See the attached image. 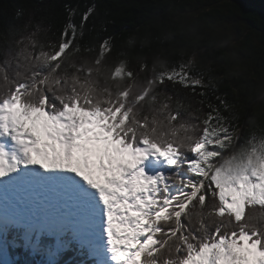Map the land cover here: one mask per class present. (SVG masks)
Wrapping results in <instances>:
<instances>
[{"label":"snow or ice","instance_id":"snow-or-ice-1","mask_svg":"<svg viewBox=\"0 0 264 264\" xmlns=\"http://www.w3.org/2000/svg\"><path fill=\"white\" fill-rule=\"evenodd\" d=\"M154 7L127 40L146 51L124 50L96 3H64L58 21L52 5L18 9L24 23L0 31V257L22 246L59 264L74 240L81 264H264V64L233 87L252 61L222 71L206 49L264 57V20L237 46L199 5ZM176 33L197 47L169 64Z\"/></svg>","mask_w":264,"mask_h":264},{"label":"trees","instance_id":"trees-1","mask_svg":"<svg viewBox=\"0 0 264 264\" xmlns=\"http://www.w3.org/2000/svg\"><path fill=\"white\" fill-rule=\"evenodd\" d=\"M160 0H0V31H6L10 28H13L19 24L24 23L27 19V13H25L24 20H18L17 10L24 8H32L33 16L36 17L41 13L35 11L36 8L41 10L47 9L49 5L53 6L51 15L57 18V21L64 18L62 12V5L64 3H71L74 7L78 6L82 12L86 6H89L93 3L97 5H104L108 9L106 19L112 21L108 24V29L113 36L117 38V41L121 44H124V50L131 52L134 49L139 51L144 49L146 51V45L135 41L132 47H129L127 40L129 36L135 34L138 28L145 27L150 20H153L155 16L162 15V10H157V7ZM191 5H199L198 8H193L194 12L204 11L209 15L213 23L222 22L225 25H228L231 29V34L235 37L233 44L239 46L242 44L244 38L248 34L250 26L254 29H260L259 20H264V4L261 5L253 3V0H187ZM227 4L230 7V11L221 14L219 21L212 16L213 11L217 5ZM129 5H132L129 7ZM136 5H141L137 7ZM34 6V7H33ZM121 9H124V14L117 16V13ZM148 13L145 16V13ZM43 15H48L47 11L43 12ZM48 26H51V21L48 22ZM60 27L59 23L56 25ZM264 34V33H262ZM103 36H101V39ZM175 52L173 55L168 57L169 64L174 61H178L182 57V50L196 48L197 46L194 43H190L184 35L176 33L171 37ZM163 49L165 52L169 51V46L167 43H164ZM209 51L216 52L217 57L220 58V63L225 65V68L222 71H227L233 67L235 61H239L241 65H245L246 62L252 61L251 64H246L245 67L236 69V75L226 76L227 79L233 87H236L238 83L247 84L248 81L243 80V76L247 75L251 79L252 76L258 75L256 69L264 64V57H261L259 49L256 51H244L239 47H228V55H224L225 49L220 47H213L208 49ZM206 54V52H205ZM157 57H162L163 52L155 53ZM153 57L152 53L147 54V59L151 62ZM211 59H216L212 57ZM219 74V73H217ZM239 77V78H238ZM221 91H228L230 89H221ZM20 233H13L10 239H15L17 244H22L20 239ZM58 238L53 239L49 237L45 241V244L48 247H51ZM68 247L58 256L56 259L59 264H81V261L84 259L83 254L77 247V243L74 240H69ZM6 251L9 256V261H14L15 264H47L49 259L43 253L33 252L31 249L18 246L13 248H7ZM1 260V259H0Z\"/></svg>","mask_w":264,"mask_h":264},{"label":"rangeland","instance_id":"rangeland-1","mask_svg":"<svg viewBox=\"0 0 264 264\" xmlns=\"http://www.w3.org/2000/svg\"><path fill=\"white\" fill-rule=\"evenodd\" d=\"M253 3H254V5L256 4H261V5H263L264 4V0H253ZM22 223H24V221H22ZM78 242V241H77ZM79 243V242H78ZM4 257V260L6 259V260H8L9 261V259L6 257V255H4L3 256Z\"/></svg>","mask_w":264,"mask_h":264}]
</instances>
